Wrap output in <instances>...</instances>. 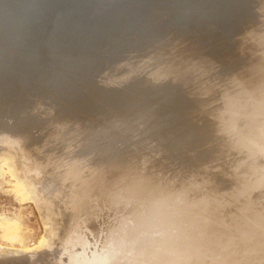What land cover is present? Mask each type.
<instances>
[{"label":"rangeland","instance_id":"1","mask_svg":"<svg viewBox=\"0 0 264 264\" xmlns=\"http://www.w3.org/2000/svg\"><path fill=\"white\" fill-rule=\"evenodd\" d=\"M191 1L193 2V0H13V2L0 0V132H6L12 137L23 138L26 143L28 138H37L42 131L50 132L51 128L57 122H61L60 119L65 115L68 118L72 116L71 125L80 126L78 129L76 128V136L71 138L62 136L60 140L48 143V147L39 142L32 152L25 145L24 147L12 145L6 151L1 148L3 152L0 150V153L2 152L0 154V246L2 247L0 252L4 247L8 249L5 248L4 251H13L12 248L24 251L21 255L0 256V264H37L39 260L42 261L43 257L48 255L55 256L56 260L53 264H72L70 258L75 254L76 249L81 248L84 250L76 264H145L146 261L148 264H172V261H181L191 254H198L203 250L200 243L189 237L183 223L184 201L168 184L169 173L174 174L179 168H189L195 162L186 157L185 151L195 150L197 146L200 149L209 135L207 126L198 127L188 118L194 108V103L189 100L186 89L183 87V82L188 77L180 68L194 65L197 68L206 69L209 65L217 64L216 74H220L219 77L222 75L228 77L237 71L243 61L236 56L238 43H236V37L255 24V10L260 7V0H205L206 2L196 0L199 2H197L198 4L191 3ZM112 3L114 4L112 5ZM109 5L111 7H108ZM122 6L126 8L125 12ZM190 6L201 8L199 12H203L204 16L197 12L199 18L195 17L198 8L195 10ZM140 7L141 10H139ZM192 10L195 12L192 13ZM110 12L111 14L108 16ZM242 12L247 15L245 16ZM99 13L102 16H99ZM95 16L101 19H96ZM117 18L119 19L117 20ZM103 19L109 20L107 25L102 22ZM67 20H71L73 23L68 22L70 27L67 25ZM97 20L102 23L99 25ZM124 21L125 23H123ZM101 24L104 25L101 27ZM99 26L101 29L107 26L108 31L100 32ZM158 26L163 30L157 29ZM150 29H153L155 33ZM199 29L202 31L199 32ZM203 29L207 30L205 34ZM226 30L230 33L228 34ZM237 33L240 34L237 35ZM234 34L236 37L233 36ZM174 35L177 37L175 38ZM205 35H208V38ZM229 35L232 37L230 38ZM197 36L199 40L201 39L197 41L199 44L195 41L198 40ZM202 38L203 41L205 38V43L208 47L213 46V49L207 48L204 43L206 50H202L201 45H204ZM210 38L215 39L214 42H216H212ZM135 41L139 43L137 44ZM166 42L167 44H165ZM162 43L165 44L162 45L163 48L168 46L171 50L180 45V47L178 46L179 50H186L187 54L196 52L197 55L195 53V55L187 56L183 52L180 54L182 50L180 52L177 50L183 58L181 62L178 59L179 67V63L181 64L185 59L181 67L177 68V57L174 59L175 53H178L177 48L173 54L174 50L169 51L168 47L166 49L159 48ZM220 47L224 49L221 50ZM149 48L152 52L157 53V56H159L158 50L160 49L165 50H160L165 55L172 52L173 57H170V53L169 58L165 56L166 62H162L165 57L159 51L162 53L160 57H163L161 59L158 57L157 62L160 64H157L159 65L157 66L159 68L156 67L157 69L163 67L162 70H164V63L175 60V64L171 63L172 66L169 62L167 63L169 65L167 68L165 66L166 73L165 71H154L155 74L159 73L163 76V73L167 75V71L170 74L173 71V65H176L175 68L178 70L175 69L173 71L175 73L172 74L184 77V79L180 78L182 80L174 82L173 78L176 79V77L172 74L173 77L168 75L167 79H164V76L157 78L159 75L154 77V74H152L153 77L150 76L153 65L148 61L156 62L157 58H155L156 54H154L155 56L152 54L153 58L147 59L145 53L150 54ZM232 48L234 49L232 50ZM131 49L132 52L129 51ZM134 49L138 50L134 52ZM140 49H143L145 53L143 54ZM227 49L235 53L233 52L232 55V52ZM200 50L205 52L202 53ZM206 51L207 55H205ZM230 55L232 57L235 55V57L230 58L231 60L228 59L230 62H227ZM180 56L178 57L180 58ZM141 57L147 59H145L147 65L152 66L147 67L152 69L144 67L146 66L145 61H141L145 64L139 62L142 60ZM171 58L173 60H168ZM218 58L220 59L218 60ZM137 59L139 60L138 67L137 62H134ZM189 61L198 62V64L196 63L198 66L195 65V62L190 64ZM131 62L136 65L133 66ZM199 62L204 63L200 64ZM161 63L163 64L161 65ZM228 63H233L231 64L232 68H226L229 73L225 69V66H229ZM184 64L187 66L184 67ZM131 65L135 69L131 68ZM155 65L156 63H154V67ZM146 69H149L150 72L146 73ZM177 71L181 75L177 74ZM222 71L225 72L222 73ZM105 73L107 76L104 75ZM118 77L122 79L119 80ZM108 81H113V83H107ZM247 92L246 89L243 92V95L245 94L243 104H241L240 98L228 99L225 112L221 114L220 118L224 127L232 135H239L232 127V116L240 114L242 108H247L248 105L252 108L251 112L245 111L244 115L253 124L256 121V116L264 117V101L259 102L263 106L261 108L256 103L258 101L254 100L256 95L253 96V93ZM248 94L249 96H246ZM246 99L249 100L246 101ZM228 101L230 102L228 103ZM254 102L260 106L259 109L256 110L258 106L254 105ZM36 103H38V107H36ZM85 104L90 106L92 111L94 110L93 113L87 119L85 117L76 118L74 114L82 110ZM250 104H253V107ZM32 108L36 109L34 113H31ZM258 110L262 111L257 114ZM30 114L33 118L27 120ZM183 120L190 121L188 123ZM25 121H28L26 125H24ZM79 121L82 123L80 124ZM181 122L182 124L186 122L187 128L186 123L182 125ZM173 123L180 126L176 127ZM189 124L191 126H188ZM182 128H186V131H183ZM173 132L174 134H171ZM193 135L195 141L192 140ZM185 139L186 142L188 140L189 142L184 143ZM246 139L250 145L254 143L253 137L249 136ZM68 143H72L74 151H65V146ZM54 149H56L55 152H53ZM183 152L185 153L183 154ZM198 152H200V156ZM198 152L196 159L206 158L207 153ZM62 153L64 157L93 155L96 156V161L99 159L102 164L106 159L107 163L115 164L121 161L123 163L147 158L151 161L149 168H155L163 175L155 185L151 182L146 184L142 177H132L125 183V188H118L111 193L109 204L100 210H95L94 201L89 192H84V198L79 201L76 209L70 214L68 225L55 239L54 246L45 245V238L44 243H42V239L46 235V228L49 227L46 225L49 224H46V218L35 200L36 197L30 193L34 192L36 196L35 189L39 190L41 187L39 175H45L47 181L55 180V173L47 174L44 171V165L50 160L51 154L54 156L50 162H54L57 160L56 157ZM157 153L159 158H156ZM9 158L14 162L11 163ZM81 160L83 161V159ZM56 167L61 176H66L69 173V168L65 163L57 164ZM41 168L42 172H40ZM248 169L249 174L236 195L247 200L249 210L254 212L258 206L264 205V170L257 171L254 162L248 164ZM16 172H18V176H16ZM35 173L36 175H34ZM21 176L25 178L21 180ZM35 177H39V179H35ZM23 181L27 182L23 183ZM25 184L28 186L25 189L28 193L24 190ZM29 188L31 189L29 190ZM171 233L174 237H171ZM175 233L177 235H174ZM169 235L174 240H169L167 249L159 250L161 243ZM68 244L69 249L65 247ZM72 245L73 247L70 248ZM30 247L36 250L31 248L33 249L31 251L28 249ZM64 247L66 250L63 249ZM168 247H175V249H168ZM26 250L29 252L27 253ZM166 250H169L168 253Z\"/></svg>","mask_w":264,"mask_h":264},{"label":"clouds","instance_id":"2","mask_svg":"<svg viewBox=\"0 0 264 264\" xmlns=\"http://www.w3.org/2000/svg\"><path fill=\"white\" fill-rule=\"evenodd\" d=\"M255 11V24L236 37V53L243 61L237 71L219 77L215 65L184 69L188 78L183 87L194 103L189 118L197 126H207L209 135L200 149L186 152V157L195 162L189 168L169 173L168 184L184 201L183 223L189 237L203 250L172 264H264V205L252 212L248 201L236 195L249 174V163L254 162L257 171L264 170V117L258 115L253 124L244 115L252 108H242L240 114L232 116V127L239 135L226 130L220 118L228 99L240 98L243 104L245 89L256 94L258 104L264 101V0H260ZM76 135V129L63 124L55 126L50 138L60 140L62 136ZM249 136L254 139L251 145L246 139ZM24 144L23 138L0 132V148L5 151L12 145ZM74 150L72 143L65 146L67 152ZM198 151L207 153L206 158L196 159ZM83 159L80 174L72 179L87 187L95 210L105 208L110 194L132 177H142L146 184L155 185L163 175L149 168L151 161L147 158L103 165L93 155Z\"/></svg>","mask_w":264,"mask_h":264},{"label":"bare ground","instance_id":"3","mask_svg":"<svg viewBox=\"0 0 264 264\" xmlns=\"http://www.w3.org/2000/svg\"><path fill=\"white\" fill-rule=\"evenodd\" d=\"M2 2L4 1V2H7V0L5 1V0H1ZM12 2H13V0H11ZM196 0H193V2L191 1V3H197L198 1H196ZM205 1V0H204ZM86 2H88V1H86ZM188 2H190V1H188ZM206 2V1H205ZM204 2V3H205ZM1 3V2H0ZM11 3V2H10ZM9 3V4H10ZM76 3V2H75ZM82 3V2H81ZM119 3V2H118ZM199 3V2H198ZM197 3V4H198ZM8 4V3H7ZM8 4V5H9ZM91 4V3H90ZM114 3H112V5H113ZM188 4V3H187ZM197 4H192V5H197ZM76 5V4H75ZM107 5V4H106ZM200 5V4H199ZM198 5V6H199ZM206 5V4H205ZM102 6V5H101ZM202 6V5H201ZM97 7V6H96ZM99 7V6H98ZM102 7H104V6H102ZM108 7H111L110 5L108 6ZM115 7V6H114ZM188 7H189V5H188ZM190 7H192V6H190ZM205 7V6H204ZM193 9H197V8H195V6L194 7H192ZM96 9V8H95ZM103 9V8H102ZM106 9H107V7H106ZM122 9H123V11L125 12L126 11V8L124 7V6H122ZM201 9V8H200ZM199 8L197 9V11L195 12L194 10H192V13H193V11L196 13H194L195 15H197V16H195V17H198L199 18V16H198V14H197V12H199V10H200ZM205 9V8H204ZM97 10H101V9H97ZM103 10H105V9H103ZM109 10V9H108ZM139 10H141V7H140V9ZM146 10V9H145ZM189 10H191V9H189ZM207 10V9H206ZM65 11V10H64ZM111 11V10H110ZM143 11V10H142ZM236 11V10H235ZM103 12H105V11H103ZM139 12V11H138ZM146 12V11H145ZM98 13V12H97ZM200 14L199 15H201L202 13L201 12H199ZM243 13V12H242ZM100 14V13H99ZM98 14V15H99ZM103 14V13H102ZM105 14V13H104ZM110 14H111V12L109 13V15L108 16H110ZM243 14H245V13H243ZM242 14V15H243ZM73 15V14H72ZM75 15V14H74ZM76 15H78V14H76ZM82 15V14H81ZM97 15V14H96ZM97 15V16H98ZM203 15V14H202ZM242 15H241V17H242ZM247 14H245V16H246ZM99 16H102L101 14L99 15ZM204 16V15H203ZM244 16V17H245ZM80 17H82V16H80ZM85 17V16H84ZM105 17V16H104ZM113 17V16H112ZM201 17V16H200ZM90 18V17H89ZM95 18H96V16H95ZM98 18V17H97ZM96 18V19H97ZM108 18V17H107ZM202 18V17H201ZM77 19V18H76ZM78 19H79V17H78ZM87 19V18H86ZM91 19H93V18H91ZM98 19H101L100 17L98 18ZM106 19V18H105ZM110 19V18H109ZM113 19V18H112ZM119 18H117V20H118ZM104 20V19H103ZM111 20V19H110ZM70 21L71 20H67V25H68V22L70 23ZM81 21H83V20H81ZM88 21H90V20H88ZM97 21H99V20H97ZM107 21L109 22V20L107 19ZM107 21H102V22H105V24L107 23ZM112 21V20H111ZM115 21V20H114ZM121 21V20H120ZM102 22H100L99 21V25H100V23H102ZM82 23H84V22H82ZM93 24L95 23V22H92ZM120 23V22H119ZM122 23V22H121ZM123 23H125V21L123 22ZM71 24H73L72 23V21H71ZM70 24V25H71ZM76 24H77V21H76ZM81 25V24H80ZM102 25H104V24H101V27H102ZM107 25V24H106ZM109 25V24H108ZM116 25H117V23H116ZM74 26H75V24H74ZM121 26V25H120ZM125 26V25H124ZM147 26H149V25H147ZM153 26H155V25H153ZM64 27V26H63ZM68 27H70L69 25H68ZM73 27V26H72ZM81 27V26H80ZM95 27V26H94ZM107 27V26H106ZM106 27H103L102 29L100 28V26H99V28H100V32H104V31H108V29H106ZM119 27V26H118ZM126 27V26H125ZM156 27V26H155ZM79 28V27H78ZM108 28V27H107ZM111 28H112V26H111ZM140 28V27H139ZM145 28V27H144ZM97 29V28H96ZM155 29V28H154ZM157 29H160L159 28V26H158V28ZM208 29V28H207ZM95 30V29H94ZM124 30V29H123ZM150 30H153V29H150ZM160 30H163V29H160ZM156 31V30H155ZM202 31V29H199V32H201ZM203 33L205 34L206 32H207V30H205V29H203ZM227 31V30H226ZM95 32V31H94ZM153 32H154V30H153ZM199 32H197V33H199ZM135 33H136V31H135ZM151 33V32H150ZM155 33V32H154ZM227 33H228V31H227ZM230 33V32H229ZM228 33V34H229ZM127 34V33H126ZM152 34V33H151ZM173 34V33H172ZM200 34V33H199ZM202 34V33H201ZM232 34V33H231ZM240 34V33H239ZM238 33H237V35H239ZM128 35V34H127ZM155 35V34H154ZM196 35H198V34H196ZM164 36V35H163ZM175 36V35H174ZM199 36V38H201L200 37V35H198ZM198 36H197V39H198ZM206 36V35H205ZM208 36V35H207ZM206 36V37H207ZM234 37H236V35L234 34L233 35ZM177 37V35L175 36V38ZM229 37H230V35H229ZM232 37V36H231ZM230 37V38H231ZM233 37V38H234ZM208 38V37H207ZM215 38V37H214ZM217 38V37H216ZM232 38V39H233ZM54 39V38H53ZM150 39H152V38H150ZM180 39V38H179ZM211 39V41L212 42H214V40L215 39H212V38H210ZM209 39V40H210ZM218 39V38H217ZM176 40V39H175ZM201 40V39H200ZM199 39L198 40H195L196 41V43H197V41H200ZM177 41V40H176ZM207 41H208V39H207ZM206 41V42H207ZM218 41V40H217ZM220 41V40H219ZM233 41H234V39H233ZM136 42V41H135ZM141 42V41H140ZM157 42V41H156ZM179 42V41H178ZM216 42V41H215ZM214 42V43H215ZM137 44L139 43V42H136ZM145 44L147 43V42H144ZM202 43L204 44L205 43V38H204V41H203V38H202ZM207 43H209V42H207ZM213 43V44H214ZM236 43H237V41H236ZM164 43H162L161 44V46L159 47V45L157 46V47H159V48H161L162 47V45H163ZM165 44H167V42L165 43ZM164 44V45H165ZM168 44H169V42H168ZM197 44H199V43H197ZM206 44V43H205ZM205 44L204 45H201L202 47H203V49L202 50H206L205 48ZM235 44V43H234ZM233 44V45H234ZM133 45V44H132ZM153 45V43L151 44V46ZM207 45V44H206ZM211 45H212V43H211ZM232 45V47H234L235 48V46H233ZM146 46V45H145ZM145 46H144V48H145ZM148 46H149V44H148ZM179 47H180V45H178ZM178 46H176L175 47V49H176V51L177 50H179V48H178ZM183 46H185V45H183ZM196 46V45H195ZM130 47V46H129ZM150 47V46H149ZM153 47V46H152ZM151 47V48H152ZM165 47V46H164ZM168 47V46H167ZM166 47V48H167ZM197 47V46H196ZM199 47H200V45H199ZM126 48H127V46H126ZM131 48H132V46H131ZM135 48V47H134ZM140 48V47H139ZM148 48V47H147ZM146 48V49H147ZM154 48H155V45H154ZM163 48V47H162ZM166 48H163V49H166ZM169 48L170 47H168V50H169ZM172 48V47H171ZM188 48V47H187ZM195 48V47H194ZM207 48H212L213 49V46L212 47H208V45H207ZM221 48V50L222 49H224L223 47H220ZM234 48H232V50L234 49ZM237 48V47H236ZM122 49H125V48H122ZM153 49V48H152ZM163 49H160V50H162V51H165V50H163ZM175 49L173 48V49H171L172 51H173V54H174V52H176L175 51ZM185 49V48H184ZM198 49V48H197ZM217 49H219V48H217ZM228 49H231V48H228ZM227 49V51H229V52H232V50L230 51V50H228ZM127 50H128V48H127ZM135 51L134 52H136L137 50L136 49H134ZM140 50H142L143 51V49H140ZM139 50V51H140ZM149 50H150V48H149ZM156 50H157V48H156ZM155 50V51H156ZM160 50H158V54H159V56H157V53H155V52H152L151 50V52H149L150 54H147V53H145L144 51L142 52L143 54L145 53V56L147 57V59H150V57L151 58H153L152 56L154 55V54H156V57L155 58H157V60H156V62H154V61H148V63L149 64H151V65H153V67L151 66V65H147V59L146 58H142V60H136V61H134V62H137V67H138V63L139 62H143V61H145L146 62V64H145V62L144 63H142L141 62V64H145L146 66H144L145 68H149V67H147V66H151L152 68H153V70H152V72H150V70L149 69H152L151 67L149 68V69H146V71L145 70H143V71H145L146 73H149L150 72V76H152L153 77V75L152 74H154V77H155V75H159V73L158 74H155L154 73V71L156 72V70H157V68H159V67H157V66H159V65H157V64H160L159 62H157L158 61V57H159V59H161L162 57H160V55L163 53L164 54V52H162V51H160ZM167 50V53L169 52V51H171V50H169L168 51ZM180 50H182L181 52H180ZM179 50V52H180V54L183 52V53H185L187 56L189 55H191V54H193V55H195V51H193V52H195V53H189V54H187L185 51L186 50H184L183 51V49H180ZM194 50V49H193ZM196 50V49H195ZM202 50H200V52L202 51ZM208 50V49H207ZM31 51V50H30ZM130 52H132L133 50L131 49V50H129ZM159 51L160 52H162V53H159ZM190 51V50H189ZM188 51V52H189ZM211 51V50H210ZM224 51V50H223ZM226 51V50H225ZM224 51V52H225ZM226 51V52H227ZM126 52V51H125ZM157 52V51H156ZM178 52V51H177ZM179 52L176 54L175 53V57H174V59L176 58L177 60V63H176V65L178 64V59H179V61L181 62V59H183V58H181L182 56H180L179 55ZM205 51H202V53H204ZM219 52H220V50H219ZM225 52V53H226ZM229 52H227L226 54H229ZM234 52V51H233ZM233 52H232V55H233ZM124 53V52H123ZM166 53V52H165ZM170 53H171V55H170ZM210 53V52H209ZM209 53H208V57H209ZM235 53V52H234ZM131 54V53H130ZM129 54V55H130ZM141 54V53H140ZM143 54H141V55H143ZM153 54V55H152ZM222 54V53H221ZM237 54V53H236ZM150 55V56H149ZM169 55H170V57L172 56V52H169L168 53V55H165L164 54V57L166 56H168L167 58H169ZM176 55H178V56H180V58L178 57V56H176ZM182 55H184V54H182ZM196 55H197V53H196ZM201 55V54H200ZM205 55H207V51H206V54ZM155 56V55H154ZM198 56H199V54H198ZM197 56V57H198ZM225 56V55H224ZM223 56V57H224ZM231 56V55H230ZM237 56V55H236ZM163 58L162 59V62H166L164 59H166L167 60V58ZM173 57V56H172ZM193 57H195V56H193ZM200 57V56H199ZM215 57V56H214ZM213 57V58H214ZM217 57V56H216ZM215 57V58H216ZM219 57V56H218ZM222 57V56H221ZM228 57V56H227ZM226 57V58H227ZM233 57H235V55L233 56ZM232 56L231 57H228L227 58V60L228 59H230V58H233ZM140 58V59H141ZM190 58V57H189ZM212 58V59H213ZM225 58V57H224ZM146 59V60H145ZM188 59V58H187ZM206 59H208L207 57H206ZM220 58H218V60H219ZM42 60V59H41ZM168 60H173V58H171V59H168ZM203 60H205V58L203 57ZM209 60H211L210 58H209ZM217 60V61H218ZM231 60V59H230ZM139 61V62H138ZM160 61V60H159ZM175 61V60H174ZM173 61V62H174ZM183 61H185V59L183 60ZM183 61H182V63H183ZM199 61H202V60H199ZM234 61V63H235V60H233ZM40 62V61H39ZM134 62H131V64L132 63H134ZM151 62V63H150ZM156 63V65H155V67H154V63ZM169 62V61H168ZM167 62V63H168ZM172 61L171 62H169V64H171V63H173ZM190 62V61H189ZM193 62H195V65L196 66H198L197 64H198V62H196V61H193ZM193 62H190V64L191 63H193ZM212 62V61H211ZM227 62H230L229 60L227 61ZM232 62V61H231ZM64 63H65V61H64ZM167 63H164L165 64V66H166V68L168 67V65L169 64H167ZM181 63V64H182ZM186 63H188V62H186ZM197 63V64H196ZM200 63V62H199ZM202 63H204V62H202ZM202 63H200V64H202ZM140 64V65H141ZM163 63H161V65H162ZM174 64H175V62H174ZM181 64L179 63V65H180V67H181ZM190 64H188V65H190ZM199 64V65H200ZM205 64H207L208 65V63H205ZM205 64H203V65H205ZM211 64H213V62L211 63ZM227 64V63H226ZM229 64V66L227 65V66H225V69L226 68H230L231 67V64H233V63H228ZM237 64V63H236ZM64 65H66V64H64ZM133 65V64H132ZM132 65H131V68H134V67H132ZM134 65H136V64H134ZM133 65V66H134ZM175 65V66H176ZM185 65L187 66V64H184L183 66L185 67ZM193 65V64H192ZM215 66L217 65V64H214ZM223 65V64H222ZM235 65V64H234ZM233 65V66H234ZM143 66V65H142ZM141 66V67H142ZM165 66H164V70H162V68H160L161 69V71H165ZM171 66H172V64H171ZM175 66L173 65V71L176 69L175 68ZM202 66V65H201ZM224 66V65H223ZM237 66V65H236ZM140 67V66H139ZM157 67V68H156ZM177 68H180L178 65L176 66ZM188 67V66H187ZM155 68H156V70H155ZM186 68V67H185ZM185 68H180V70H182V72L183 73H185L184 72V69ZM223 68V67H222ZM232 68V67H231ZM234 68H235V66H234ZM113 69V68H112ZM135 69V68H134ZM139 69V68H138ZM141 69V68H140ZM144 69V68H143ZM169 70L171 69V67L170 68H168ZM168 69H166V70H168ZM137 70V69H136ZM171 70V71H172ZM176 70H178V69H176ZM231 70V69H230ZM132 71H134V70H132ZM132 71H131V74H132ZM138 71V70H137ZM149 71V72H148ZM160 71V72H161ZM173 71H172V73H173ZM234 71V70H233ZM169 71H167V75L165 74L166 73V71H165V73H163L162 75L163 76H168V75H170V77L175 73H168ZM181 72V71H180ZM223 72H225V71H222V73ZM226 72H228L227 71V69H226ZM126 73V72H125ZM177 74H180V73H178V71L176 72ZM220 73V72H219ZM229 73V72H228ZM127 74V73H126ZM130 74V73H129ZM172 74V75H171ZM218 74V73H217ZM225 74V73H224ZM148 75V74H147ZM181 75V74H180ZM226 75V74H225ZM228 75V74H227ZM163 76H161V74L159 75V77H157V78H160V77H163ZM174 76V75H173ZM172 76V77H173ZM184 76V75H183ZM218 76H220V74L218 75ZM121 77V76H120ZM120 77H118V79L119 80H121L120 79ZM123 77V76H122ZM171 77V78H172ZM174 77H176V79L175 78H173L175 81H180V80H182V79H184V77H179V75H178V77L175 75ZM221 77H224L223 75L221 76ZM226 77V76H225ZM37 78H40V77H38L37 76ZM180 78H182V79H180ZM109 79V78H108ZM110 80V79H109ZM118 82H120V81H118ZM90 83V82H89ZM181 83H182V81H181ZM99 86V85H98ZM178 86V85H177ZM103 88H104V86H103ZM97 90H100V89H97ZM247 93H249V92H247ZM18 94V93H17ZM250 94V93H249ZM249 94L248 95H246V96H249ZM93 95V94H92ZM245 95V94H244ZM243 95V96H244ZM253 96L254 95H256V94H252ZM42 97V96H41ZM230 100V99H229ZM249 100V99H248ZM247 99H246V101H248ZM254 100L256 101L257 100V97H255L254 98ZM89 101V100H88ZM112 101H113V99H112ZM47 102V101H46ZM230 101H228V103H229ZM232 102V101H231ZM235 102V101H234ZM238 102V101H237ZM260 102H263V101H260ZM249 103H251V102H249ZM256 103H258V102H256ZM44 104V103H43ZM51 104H53V103H51ZM120 104V103H119ZM242 104V103H241ZM263 104H264V102H263ZM3 105V104H2ZM36 107H38L39 105H38V103H36ZM192 105V104H191ZM226 105H227V103H226ZM251 105V104H250ZM253 105V104H252ZM251 105V106H252ZM254 105H256L255 104V102H254ZM260 106H261V108L264 106H262L261 104H259ZM258 104L256 105V106H258V108L256 107V110L257 109H259L260 108V106H259ZM47 106V105H46ZM249 106V105H248ZM247 106V107H248ZM12 107V106H11ZM35 107V108H36ZM44 107V106H43ZM183 107V106H182ZM189 107V106H188ZM192 107V106H191ZM253 107V106H252ZM255 107V106H254ZM35 108H32V110H31V113L33 112L34 113V111H36V109ZM100 108V107H99ZM239 108V107H238ZM264 110V109H263ZM94 111V110H93ZM93 111H92V109H90V106H87L86 104H85V106L82 108V110H79L77 113H75L74 115H76L75 117L76 118H78V119H82L83 117H85V119H87V117H90V115L93 113ZM106 111V110H105ZM108 111V110H107ZM262 110H258V112H257V114H259L260 112H261ZM109 112V111H108ZM104 113V112H103ZM177 113V112H176ZM104 114H106V113H104ZM110 114V113H109ZM256 114V115H257ZM263 114H264V112H263ZM262 114V115H263ZM39 115V114H38ZM183 115V114H182ZM67 115H65V116H63L60 120H62L61 122H57L56 124H55V126L56 125H63V124H68V125H71L70 124V120L72 119V116H70L69 118L68 117H66ZM185 116V115H184ZM187 116V115H186ZM224 116V115H223ZM261 116V115H260ZM130 117H132L131 115H130ZM183 117V116H182ZM182 117H181V119H182ZM188 117V116H187ZM33 117L31 116V114H30V116L28 117V119L27 120H31ZM112 117H110V119H111ZM189 118V117H188ZM231 118V117H230ZM256 118H257V116H256ZM177 119V118H176ZM180 119V118H179ZM180 119V120H181ZM185 119V118H184ZM59 120V121H60ZM90 120V119H89ZM106 120V119H105ZM104 120V121H105ZM111 120H113V119H111ZM86 121V120H85ZM125 121V120H124ZM183 121H186V120H183ZM182 121V122H183ZM188 121V120H187ZM186 121V122H187ZM190 121V120H189ZM189 121H188V123H189ZM26 123L24 124V125H26L27 124V122L28 121H25ZM74 122V121H73ZM80 122V121H79ZM118 122H120V121H118ZM126 122V121H125ZM182 122H181V124H182ZM185 122V123H186ZM82 123V121L80 122V124ZM107 123H108V121H107ZM128 123V122H127ZM184 123V124H185ZM79 124V125H80ZM104 124H105V122H104ZM137 124V123H136ZM174 124V123H173ZM184 124H182V125H184ZM107 125V124H106ZM175 125V124H174ZM179 125V124H178ZM193 125V124H192ZM53 126V125H52ZM55 126L54 127H52L51 128V131L50 132H45V131H42L41 132V134H40V136H38L37 138H28V141L24 144L25 145V147L30 151V152H32V151H34V149H35V146H36V144L37 143H39V142H41L42 144H45V146L46 147H48V143H50V142H52V141H54V139H51L50 138V134H53L54 132V130H55ZM73 126V124L71 125V127ZM104 125H102V127H103ZM121 126V125H120ZM176 127H179V126H177V125H175ZM174 126V127H175ZM185 126H186V128H187V123L185 124ZM188 126H191L190 124L188 125ZM194 126V125H193ZM192 126V127H193ZM74 127V129H76V127L75 126H73ZM72 127V128H73ZM80 127V126H79ZM101 127V128H102ZM117 127V126H116ZM133 127V126H132ZM135 127V126H134ZM133 127V128H134ZM143 127V126H142ZM170 127V126H169ZM171 127H173V126H171ZM170 127V128H171ZM183 128H184V126H182ZM192 127H190L191 129H192ZM197 127V126H196ZM199 127V126H198ZM202 127V126H201ZM93 128V127H92ZM104 128V127H103ZM126 128V127H125ZM137 128V127H136ZM140 128V127H139ZM182 128V129H183ZM185 128V129H186ZM207 128V127H206ZM94 129H95V127H94ZM129 129V128H128ZM168 129V128H167ZM185 129H183V131L185 130ZM195 129V128H194ZM115 130V129H114ZM119 130V129H118ZM131 130H133V129H131ZM180 130V129H179ZM190 130V129H189ZM196 130V129H195ZM200 130V129H199ZM106 131V130H105ZM116 131V130H115ZM174 131H175V128H174ZM186 131V130H185ZM191 131V130H190ZM204 131V130H203ZM202 131V132H203ZM103 132V131H102ZM195 132V131H194ZM170 133V132H169ZM183 133V132H182ZM191 133V132H190ZM193 133V132H192ZM90 134V133H89ZM171 134H174V132L173 133H171ZM184 134V133H183ZM185 135V134H184ZM184 135H182V136H184ZM208 135V134H207ZM170 136V135H169ZM179 136V135H178ZM192 136V135H191ZM179 137H181V136H179ZM195 136L193 135V137H192V140H193V138H194ZM197 137H199V136H197ZM197 137H196V139H197ZM205 137V136H204ZM103 138V137H102ZM190 138V137H189ZM199 138H201V137H199ZM99 139V138H98ZM191 139V138H190ZM188 140V139H187ZM198 140V139H197ZM200 140H202V138L200 139ZM191 141V140H190ZM193 141H195V140H193ZM184 142V141H183ZM187 142H189V140L187 141ZM186 142V139H185V142L184 143H187ZM200 142V141H199ZM202 144V143H201ZM194 145H197V144H194ZM195 147V146H194ZM198 147V146H197ZM197 147H195V150H197L198 148ZM11 148V147H10ZM197 148V149H196ZM13 149V148H12ZM0 150H2L1 148H0ZM4 150V149H3ZM3 150H2V152H3ZM55 150L56 149H54L53 150V152H55ZM105 150V149H104ZM180 150V149H179ZM192 150V149H191ZM92 151V150H91ZM108 151V150H107ZM188 151V150H187ZM187 151H185V152H187ZM1 152V153H2ZM93 152V151H92ZM106 151H104V153H105ZM182 152V151H181ZM185 152H183V154L185 153ZM0 153V154H1ZM10 153V152H9ZM8 153V154H9ZM107 153H109V152H107ZM113 153V152H112ZM4 154H5V151H4ZM20 154V153H19ZM33 154V153H32ZM31 154V155H32ZM67 154V153H66ZM100 154V153H99ZM101 154H102V152H101ZM106 154V153H105ZM111 154V153H110ZM182 154V153H181ZM186 154V153H185ZM198 154H199V156H200V152H198ZM201 154H203V153H201ZM13 155V154H12ZM98 155V154H97ZM108 156H109V154H107ZM5 157H6V155H4ZM33 156V155H32ZM53 156L54 155H52L51 154V158H50V160L48 161V163L46 164V165H44V171L47 173V174H49L50 172L51 173H55V176H56V178H55V180L54 181H47V179H46V177H45V175L44 176H42V175H39L40 176V182H41V187L39 188V190L37 189H35V192H36V196L34 195L35 193L33 192V193H30V194H32V196H34V197H36V199L35 200H37V204L39 205V207H40V209L43 211V214H44V217L46 218V220L45 221H47V223L46 224H49V225H46V227L47 226H49V227H45L46 229H47V231H46V235H45V237L43 236V241H42V243H44V238H45V245L46 244H48V245H50V246H54L53 244H55V239L63 232V230L67 227V225H68V222H69V218H70V214L73 212V210H75L76 209V207H77V205H78V203H79V201L82 199V198H84V192H89L88 191V189H87V187L86 186H82V185H79V184H77L76 183V181L74 180V179H72V178H75V177H77L79 174H80V171H81V166H82V164L84 163V157L86 156H82V157H80L79 155H73V156H71V157H64V154L62 153L60 156H58V157H56L57 158V160L56 161H54V162H50V161H52V158H53ZM99 156V155H98ZM112 155H110L109 157H111ZM21 157V156H20ZM96 157V156H95ZM7 159H8V157H6ZM12 158V157H11ZM112 158H114L113 156H112ZM81 159H83V161L81 160ZM9 160H11L10 158H9ZM101 160V159H100ZM118 160V159H117ZM12 161L14 162V160H11L10 162L12 163ZM107 159H106V163H107ZM16 162V161H15ZM105 162H104V164H105ZM115 162H116V160H115ZM23 163V162H22ZM60 163H65L67 166H68V168H69V170H68V174L66 175V176H61L60 175V173L58 172V170H57V164H60ZM97 163L98 164H100V165H103L102 164V161H99V159L97 160ZM119 163V162H118ZM120 163H122V161L120 162ZM14 164V163H13ZM24 164V163H23ZM17 165V164H16ZM19 165V164H18ZM17 165V166H18ZM14 166H15V164H14ZM13 166V167H14ZM16 166V167H17ZM253 166V165H252ZM21 167V166H20ZM37 167H38V165H37ZM41 167V166H40ZM39 167V168H40ZM20 169V168H19ZM29 169H31V168H29ZM34 168H32V170H33ZM37 169V168H36ZM18 170V169H17ZM21 171V170H20ZM19 171V172H20ZM30 172H31V170H29ZM34 171V170H33ZM39 171V170H38ZM14 172H15V170H14ZM13 172V173H14ZM40 172H42V168H41V170H40ZM17 173L18 172H16V176H18L17 175ZM37 173V172H36ZM36 173L34 174V175H36ZM33 174V173H32ZM38 174V173H37ZM40 174V173H39ZM252 174V173H251ZM14 175V174H13ZM21 175V174H20ZM15 176V175H14ZM252 176V175H251ZM37 177V176H36ZM35 177V179H39V177L38 178H36ZM21 180H23L24 178L21 176ZM27 179V178H26ZM246 179V178H245ZM19 180H20V177H19ZM67 181H70V183H66ZM25 181H23V183H24ZM27 182V181H26ZM25 182V183H26ZM27 184H29V183H27ZM38 185V184H37ZM73 185H75V187H73ZM25 186V188H24V190L25 189H27L28 188V186H26V184L24 185ZM30 186V185H29ZM23 187V186H22ZM21 187V189H23ZM31 187V186H30ZM35 188V187H34ZM123 188V187H122ZM124 188H125V186H124ZM31 188H29V190H30ZM127 189V188H126ZM25 191H27V190H25ZM25 191H23V192H25ZM129 191V190H128ZM127 191V192H128ZM254 191V190H253ZM29 192H32V191H29ZM114 192H115V190H114ZM130 192V191H129ZM27 193H28V191H27ZM254 193V192H253ZM111 195V194H110ZM134 199V198H133ZM141 212V211H140ZM42 213V212H41ZM142 214V213H141ZM173 217V216H172ZM173 220V219H172ZM175 221V220H174ZM73 226V225H72ZM75 226V225H74ZM70 230V229H69ZM180 233V232H179ZM172 234V233H171ZM181 234V233H180ZM166 235V234H165ZM174 235H177L176 233L174 234ZM171 237H174L173 236V234L171 235ZM170 237V235H169V237L168 238H164L165 240H163V242L161 243V246L159 247V250H165V249H167V245H168V243L170 242L169 240H171V239H173L174 240V238H171ZM176 237V236H175ZM178 237V236H177ZM180 237V236H179ZM62 239V238H61ZM175 240H178V239H175ZM135 241V240H134ZM134 241H133V244H134ZM42 243H41V245H42ZM40 245V246H41ZM45 245H44V247H45ZM122 245H124V244H122ZM131 246V245H130ZM133 246V245H132ZM174 246H176V245H174ZM1 247V246H0ZM35 247V246H34ZM37 248L39 247L38 245L36 246ZM65 247H68V249H69V244H68V246H65ZM63 248V249H65L66 250V248ZM71 247H73V245L72 246H70V248ZM129 247V246H128ZM7 249V247H4L3 248V251H1L0 252V256H6V257H11V256H13V255H17V254H22V252L21 251H17V250H14L13 248L11 249V250H13V251H4V249ZM31 248H33V247H30V248H28L29 250H36L35 248H33V249H31ZM42 248V247H41ZM172 248H174L175 249V247H171V248H169L168 247V249H172ZM176 248H177V246H176ZM1 250H2V247L0 248ZM5 249V250H6ZM10 249V248H9ZM27 249V250H28ZM173 249V250H174ZM178 249V248H177ZM8 250V249H7ZM26 250V251H27ZM83 248H81V249H76V252H75V254L70 258V259H72V264H76L78 261V259L79 258H81V256H82V253H83ZM30 251V252H31ZM168 251L169 250H166V252L168 253ZM201 251V250H200ZM29 251H27V253H28ZM175 252V251H174ZM173 252V253H174ZM178 252V251H177ZM179 252H180V250H179ZM24 253H26V252H24ZM175 254H176V252H175ZM25 255H28V254H25ZM84 255V254H83ZM192 255V254H191ZM177 256V255H176ZM147 257V256H146ZM151 257V256H150ZM175 257V256H174ZM179 257V256H178ZM77 258V259H76ZM90 259V258H89ZM148 259V258H147ZM54 260H56V258H55V256H52V255H48V256H45V257H43V260L41 261V260H39V262L37 263V264H53L54 263ZM88 261V260H87ZM145 261H146V259H145ZM157 261V260H156ZM147 262V261H146ZM146 262H145V264H146ZM149 262H151V261H149ZM158 262V261H157ZM173 262V261H172ZM168 263H170V262H168ZM79 264H81V263H79ZM90 264V263H89ZM147 264H148V262H147Z\"/></svg>","mask_w":264,"mask_h":264}]
</instances>
